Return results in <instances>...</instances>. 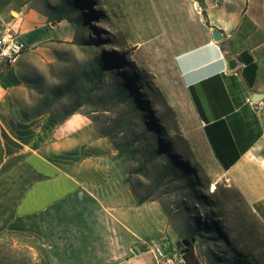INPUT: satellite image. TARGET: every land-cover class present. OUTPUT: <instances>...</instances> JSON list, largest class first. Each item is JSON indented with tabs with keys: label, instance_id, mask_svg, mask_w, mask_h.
<instances>
[{
	"label": "rangeland",
	"instance_id": "obj_1",
	"mask_svg": "<svg viewBox=\"0 0 264 264\" xmlns=\"http://www.w3.org/2000/svg\"><path fill=\"white\" fill-rule=\"evenodd\" d=\"M192 10V0H0L11 24L3 32L26 44L0 74L1 101L33 119L87 116L127 161L138 199L159 203L175 231L172 252L151 250L181 255L183 240L203 230L200 264H264V224L213 161L175 65L197 29ZM4 254L12 264L29 258Z\"/></svg>",
	"mask_w": 264,
	"mask_h": 264
},
{
	"label": "crops",
	"instance_id": "obj_2",
	"mask_svg": "<svg viewBox=\"0 0 264 264\" xmlns=\"http://www.w3.org/2000/svg\"><path fill=\"white\" fill-rule=\"evenodd\" d=\"M202 5L204 19L192 10L197 29L175 65L213 161L264 224V98L258 108L247 103L264 95V0ZM4 14L0 34L10 24ZM212 28L223 41H213ZM6 94L0 91V246L29 250L32 264H157L151 244L172 252L175 231L160 204L138 199L127 161L87 116L33 119L2 102Z\"/></svg>",
	"mask_w": 264,
	"mask_h": 264
},
{
	"label": "built area",
	"instance_id": "obj_3",
	"mask_svg": "<svg viewBox=\"0 0 264 264\" xmlns=\"http://www.w3.org/2000/svg\"><path fill=\"white\" fill-rule=\"evenodd\" d=\"M217 2L219 0H216ZM193 11L204 19L205 9L200 3V0H192ZM26 44L14 29H7L0 34V72L6 68L14 66L18 61V56L22 55ZM247 103L252 108H258L259 102H255L252 98L247 99ZM204 125V124H203ZM183 252V251H181ZM153 253L159 264H186V259H180V252L178 254H165L159 246L153 247Z\"/></svg>",
	"mask_w": 264,
	"mask_h": 264
},
{
	"label": "trees",
	"instance_id": "obj_4",
	"mask_svg": "<svg viewBox=\"0 0 264 264\" xmlns=\"http://www.w3.org/2000/svg\"><path fill=\"white\" fill-rule=\"evenodd\" d=\"M108 61H109V64L111 65V61L110 60H108ZM125 92L129 93V89L127 87L125 88ZM198 235L205 236V232L203 230H195V232L192 234L191 238L188 239L189 245L186 247L184 245H182L184 257L187 260L186 264H200V262H198V260L196 259V255H195V249H196L195 241H196ZM185 240H187V239H184L183 241H185ZM8 248L9 249L14 248L15 252H25V253H27V255L29 257L28 259H24V260H21L18 262H14V264H32L33 263V258H32L31 252L29 250L14 247L13 244L10 242H6L0 246V257H1V255H5L4 251H6V249H8ZM11 260H13V258H11ZM0 264H12V263H8L6 259H3L0 261Z\"/></svg>",
	"mask_w": 264,
	"mask_h": 264
},
{
	"label": "water",
	"instance_id": "obj_5",
	"mask_svg": "<svg viewBox=\"0 0 264 264\" xmlns=\"http://www.w3.org/2000/svg\"><path fill=\"white\" fill-rule=\"evenodd\" d=\"M211 32H212V36H213V41H214L215 43H220L221 41H223V39H224V35H223V33H222L220 30H218L217 28H212V29H211ZM228 63H229V67H230V69H234V68L236 67L235 62H234L232 59H230V60L228 61ZM263 98H264V95L261 94V93H257V92H256V93H254V94L252 95V99H253L255 102H259V101H261ZM183 245H184L185 247L188 246V245H189L188 240L183 241Z\"/></svg>",
	"mask_w": 264,
	"mask_h": 264
},
{
	"label": "bare ground",
	"instance_id": "obj_6",
	"mask_svg": "<svg viewBox=\"0 0 264 264\" xmlns=\"http://www.w3.org/2000/svg\"><path fill=\"white\" fill-rule=\"evenodd\" d=\"M21 56H22V55H19V56H18V60H19V58H20ZM212 188H213V190H215V189H216V184H213V185H212ZM180 259H185L183 252H181Z\"/></svg>",
	"mask_w": 264,
	"mask_h": 264
}]
</instances>
